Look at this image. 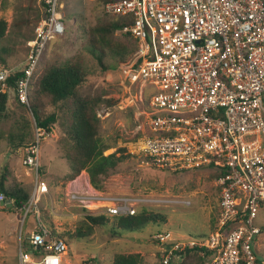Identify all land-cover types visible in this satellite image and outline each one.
Segmentation results:
<instances>
[{"label":"built area","instance_id":"2783aa9c","mask_svg":"<svg viewBox=\"0 0 264 264\" xmlns=\"http://www.w3.org/2000/svg\"><path fill=\"white\" fill-rule=\"evenodd\" d=\"M37 4L41 16L15 84L17 100L27 106L47 44L65 32L60 0ZM103 12L129 21L122 32L136 41L122 63V77L128 100L136 105L142 164L171 172L203 166L221 172L213 180L214 229L197 237L157 233L153 239L161 264H180L187 250L205 256V264H264V255L255 251L262 231L254 222L264 205V0H109ZM11 71L0 69L1 89ZM34 132L22 158L32 173L23 210L34 215L29 246L42 253L35 257L19 244L18 262L61 264L67 243L51 235L37 207L48 194L39 172V144L47 134L36 127ZM65 197L88 215L105 217L191 205L176 195L94 190L70 191Z\"/></svg>","mask_w":264,"mask_h":264},{"label":"rangeland","instance_id":"374dc122","mask_svg":"<svg viewBox=\"0 0 264 264\" xmlns=\"http://www.w3.org/2000/svg\"><path fill=\"white\" fill-rule=\"evenodd\" d=\"M61 12L64 15V34L50 41L41 60H56L64 62L76 55H81L86 61L87 79L81 86V93L88 97H99L115 103L107 105L101 101L96 108V115L100 119V134L104 140L114 144L116 148H124L126 158L117 165L105 178L103 185L105 194H140L150 196H180L191 202L188 208L154 207V210L165 216L163 222L145 225L139 232L120 230V235L113 234L112 217H106L108 222L103 225L92 226L84 218L87 211L73 202L67 201L65 193L93 192L89 188L84 176L77 182H64L68 173L66 161L62 158L61 131L55 125L49 134L45 135L39 144V172L48 187V194L42 197L38 204L41 222L52 229L67 243V255L61 264H112V258L117 253H138V264H159L157 248L153 237L160 232L170 231L174 235L204 234L211 231L213 216L216 211L217 190L213 185L215 169L207 166L195 170L171 172L142 164L143 158L138 152L141 133L135 134L136 105L128 100L124 80L122 77V63H119L111 52H106L103 63L108 67L102 71L86 48V30L101 19H109L103 12V0H60ZM41 13L37 0H0V19L5 20L8 31L13 28V35L19 18H34ZM32 20L27 26L19 28V32L33 35L38 22ZM8 32V33H9ZM10 46L14 49L6 57V66L14 70H21L25 63L26 43L22 36L16 38ZM126 57L125 61L129 58ZM124 61V62H125ZM8 108L11 120L20 119V115L30 118L23 109L16 106L14 92H9ZM11 121L0 120V178L6 170L4 183L7 187L15 183L29 193L32 186V173L22 165L24 149H12L6 134L10 130ZM35 132L30 136L34 140ZM29 142V143H30ZM28 143V144H29ZM114 148L108 149L109 154ZM84 173H86L84 171ZM87 174V173H86ZM98 191V190H97ZM47 212V217L42 214ZM16 209L13 201L6 199L0 202V264H19L18 251L20 240L27 239L29 232L34 229V215ZM259 227L264 226V205L258 210L254 220ZM81 231V238L67 237L63 233L72 234ZM255 251L264 255V227L255 242Z\"/></svg>","mask_w":264,"mask_h":264},{"label":"trees","instance_id":"16d2710c","mask_svg":"<svg viewBox=\"0 0 264 264\" xmlns=\"http://www.w3.org/2000/svg\"><path fill=\"white\" fill-rule=\"evenodd\" d=\"M38 17V14L32 19L21 16L16 22L15 28L18 29V32L14 33V35L17 34L15 37H10L13 35V28L9 32L5 20L0 19V69L8 68L6 57L14 49L10 45L16 38L22 36L26 43L33 37V35L19 32V28L27 26L31 20L33 24L36 23ZM109 17L111 18L99 20L86 30V48L94 56L102 71L108 69L103 63L106 52H111L117 61L122 63L134 51L136 44V41L128 33L122 32V28L129 24V21L124 17ZM85 64V59L79 54L64 62L44 61L41 68L39 67L33 75L28 106L21 104L15 96L16 80L21 76L22 69L9 72L4 82V89H1L0 86V120L11 121L10 130L5 138L12 149H24L30 142L34 127L49 134L51 129L58 125L62 135L59 140L62 158L68 167V173L62 178L63 181H73L82 171H85L90 186L95 190L103 191L105 190L103 185L105 178L127 155L124 153V148H116L114 144L106 142L99 131L100 119L96 115V108L101 101H105L107 105L115 103L101 100L99 97L84 96L80 91L88 75ZM10 91L14 92L16 106L23 109L30 118L20 115V119L13 118L11 120L12 112L8 108ZM111 148H114V151L104 154ZM7 173L5 170L4 174L7 175ZM220 174L221 172L216 171L215 177ZM5 175L0 178V191L3 192L6 199L13 201L16 209L23 212V206L29 194L16 183L7 187L4 183ZM28 214L29 211L24 216V221ZM42 214L47 217V212L42 211ZM215 215L211 231L214 229ZM84 218L92 226L108 222L104 215H87ZM164 220L165 216L160 212L141 209L134 216L112 217L113 227L110 231L117 235H120L122 229L139 232L149 223L155 224ZM263 227H260L261 231ZM49 230L52 236L60 237L62 235L52 229ZM63 234L67 237L81 238L84 233L74 231L72 234L68 232ZM205 235L207 233L193 234L194 237ZM20 246L22 251L31 252L35 257L42 253V249L34 250L29 246L28 237L20 240ZM184 254L180 264H205L206 257H200L194 250H187ZM139 257L138 253H117L112 258V264H138ZM159 264H161L160 259Z\"/></svg>","mask_w":264,"mask_h":264},{"label":"crops","instance_id":"0c3cea01","mask_svg":"<svg viewBox=\"0 0 264 264\" xmlns=\"http://www.w3.org/2000/svg\"><path fill=\"white\" fill-rule=\"evenodd\" d=\"M53 41V40H52ZM50 45H48L47 47H49ZM48 49V48H47ZM82 176H84L85 177V179H86V182H87V185H88V190H89V188L91 189L92 187L90 186V184H89V182H88V175L86 174V173H84V171H82L81 173H80V175H78L73 181H70L69 182V184H72L73 182H76V181H78Z\"/></svg>","mask_w":264,"mask_h":264},{"label":"bare ground","instance_id":"6f19581e","mask_svg":"<svg viewBox=\"0 0 264 264\" xmlns=\"http://www.w3.org/2000/svg\"><path fill=\"white\" fill-rule=\"evenodd\" d=\"M80 175V174H79ZM77 182V181H76Z\"/></svg>","mask_w":264,"mask_h":264},{"label":"clouds","instance_id":"9594fccd","mask_svg":"<svg viewBox=\"0 0 264 264\" xmlns=\"http://www.w3.org/2000/svg\"><path fill=\"white\" fill-rule=\"evenodd\" d=\"M29 194V193H28Z\"/></svg>","mask_w":264,"mask_h":264}]
</instances>
